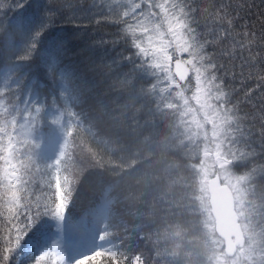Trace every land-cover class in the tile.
Listing matches in <instances>:
<instances>
[{"label":"snow or ice","instance_id":"snow-or-ice-1","mask_svg":"<svg viewBox=\"0 0 264 264\" xmlns=\"http://www.w3.org/2000/svg\"><path fill=\"white\" fill-rule=\"evenodd\" d=\"M42 8L10 22L0 40V264H11L25 246L33 250L32 264H117L122 241L111 239L116 206L137 207L149 193L155 194L153 209L159 202L165 221H177L162 237L170 246L156 253L165 264H264V163L256 162L264 154V128L258 152L253 125L232 103L218 74L223 65L208 51L232 36L227 14L204 9L205 35L189 0L94 2L88 11L99 9L118 25L134 50L135 59L126 58L131 73L151 80L147 88L130 89L126 104L109 109L60 66L63 40L41 39L48 26ZM34 54L37 60L25 63ZM41 66L50 86L35 78ZM138 99L146 103L130 112ZM141 111L166 121L167 134L155 144L139 140L153 126L151 119L140 122ZM89 141L118 156L110 166L117 179L89 213L91 226L80 229L66 213L88 171L83 162L99 164ZM113 144L119 146L114 152ZM170 151L187 163L168 161ZM157 153L161 159L153 160ZM128 178L134 184L125 194L121 185ZM53 227L56 235L49 238Z\"/></svg>","mask_w":264,"mask_h":264},{"label":"trees","instance_id":"trees-1","mask_svg":"<svg viewBox=\"0 0 264 264\" xmlns=\"http://www.w3.org/2000/svg\"><path fill=\"white\" fill-rule=\"evenodd\" d=\"M94 2L98 3L99 0H0V40L4 29L11 31L8 27L10 22L15 24L24 14L31 13L34 8L43 5L40 15L47 18L48 26L41 39H62L65 50L58 57L60 66H67L69 71L79 78L78 83L86 84V90H90L97 100H103L109 109H113L128 102L130 89L147 88L151 80H138L131 73L132 61L126 58L133 56L135 59L134 50L130 43L121 39L118 25L102 15L99 9L88 11ZM189 3L197 9L195 15L200 20L199 31L205 35L207 32L204 27V9L212 12L221 10L232 21V36L214 43L208 51L215 54L218 65H223L218 68V74L231 91L232 103L248 118L246 122L253 125V147L260 152L259 133L264 128V0H189ZM36 60L34 54L32 61L25 63H33ZM35 78L43 85L51 84L47 69L43 66ZM125 80L129 83H121ZM41 91L46 93L47 87ZM145 103L144 99H138L129 111L134 112ZM138 118L142 124L151 119L153 125L142 130L140 141L148 137L155 144L167 134L166 121L163 118H149L143 111L139 113ZM104 133L105 129L102 128L101 136ZM89 145L95 150L99 164L95 161L83 162L81 166L88 171L84 173L81 184L77 185L75 204L70 205L66 213L70 214L69 218L77 225L84 219L86 226L92 223L89 213L101 204L105 189L117 179L110 166L118 162V156L112 154L104 145L93 141H89ZM118 147L115 144L110 146L113 152ZM152 159L159 160L161 157L157 153ZM167 160L180 165L187 163L179 152L170 151ZM256 162L264 163V154L257 157ZM100 164L104 166L100 167ZM244 170L247 169H236L237 172ZM181 171L187 175L186 169L182 168ZM88 172L93 175L89 176ZM260 183L264 184V179H261ZM129 184H134L132 178L126 179L121 185V191L125 194ZM36 191L41 194L39 184ZM43 191L51 194L53 190L44 188ZM154 195L149 193L143 196L137 201V207H129L126 201L116 206L117 217L112 222L111 239L122 241V255L118 254L117 264H134L133 259L137 255L142 258V264H165V259L158 257L156 253H163L165 248L170 246V242H166L162 237L167 224L177 221L171 216L165 221L164 205L159 202H155L153 209ZM181 219L189 221L194 218ZM26 250L28 251L23 248L22 253H18L11 264H32L33 252Z\"/></svg>","mask_w":264,"mask_h":264},{"label":"rangeland","instance_id":"rangeland-1","mask_svg":"<svg viewBox=\"0 0 264 264\" xmlns=\"http://www.w3.org/2000/svg\"><path fill=\"white\" fill-rule=\"evenodd\" d=\"M77 226H78V228H80V229L86 227L85 220L83 219V221H82L79 225H77ZM90 226H91V223H90V225L87 226V227H90ZM55 235H56V232H55V228L53 227V228H51V229L49 230L48 236H49V238H52V237H55ZM66 239H67V238H66ZM73 239H74V238H73ZM24 248H25V249H28V251L33 252V250H32L30 247H28V246H25ZM28 251L26 250V252H28ZM31 256L33 257V255H31ZM137 257H139V260H137ZM133 262H135V264H142V258H141L140 256L137 255V256L134 257ZM88 264H99V260H98V261H95V262H93V261H89Z\"/></svg>","mask_w":264,"mask_h":264}]
</instances>
